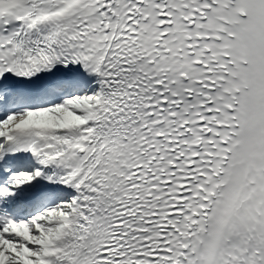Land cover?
<instances>
[{
    "label": "snow or ice",
    "instance_id": "obj_1",
    "mask_svg": "<svg viewBox=\"0 0 264 264\" xmlns=\"http://www.w3.org/2000/svg\"><path fill=\"white\" fill-rule=\"evenodd\" d=\"M0 264H264V0H0Z\"/></svg>",
    "mask_w": 264,
    "mask_h": 264
}]
</instances>
